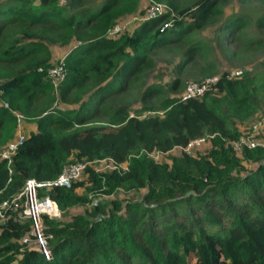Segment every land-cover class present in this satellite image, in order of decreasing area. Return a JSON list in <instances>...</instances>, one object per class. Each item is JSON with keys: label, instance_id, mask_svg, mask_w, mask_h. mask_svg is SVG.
Segmentation results:
<instances>
[{"label": "trees", "instance_id": "trees-1", "mask_svg": "<svg viewBox=\"0 0 264 264\" xmlns=\"http://www.w3.org/2000/svg\"><path fill=\"white\" fill-rule=\"evenodd\" d=\"M93 1L0 0V149L15 136L18 115L33 119L9 165L0 158V203L18 195L27 179L51 180L69 163L115 164L105 171L87 165L69 186L37 189L61 212L41 214L49 258L24 242L33 236L22 197L17 208L6 206L0 264H264V135L238 153L232 147L240 137L235 120L264 109V40L251 38L245 48L262 46L258 70L239 78L224 71L200 95H167L160 115L137 116L105 97L130 74L129 82L138 78L153 46L188 38L222 16L223 0L184 6L155 0L175 13L144 15L132 32L115 36L108 29L120 16L143 13L141 0ZM255 22L264 26V12ZM247 23L233 12L218 28L234 36ZM59 47L66 49L53 79L48 70ZM205 49L194 40L183 54ZM155 89L148 86L142 96ZM99 111L106 124L90 122ZM198 137L209 140L206 151L150 155ZM242 160L255 166L242 171ZM119 190L143 192L138 199L110 196ZM78 205L82 211L70 210Z\"/></svg>", "mask_w": 264, "mask_h": 264}, {"label": "rangeland", "instance_id": "rangeland-1", "mask_svg": "<svg viewBox=\"0 0 264 264\" xmlns=\"http://www.w3.org/2000/svg\"><path fill=\"white\" fill-rule=\"evenodd\" d=\"M94 1L93 3L97 4L100 0ZM173 1L179 4V6H184L185 4H189L192 0ZM141 8L143 9V13L141 14L135 12L130 15L116 18L113 25L107 31L108 36H115L121 32H132L140 18L144 15L148 17L156 16L170 9L164 1L155 0H141L139 9ZM222 11V16H212V18H208V24L206 26L191 30L188 33V38L177 41L173 40L153 46L149 51V58L151 59L150 65L142 69L136 80L129 82L128 78L132 77V74H130L127 77V81L125 80L122 84V89L120 91H112L109 96L105 97L104 102L108 104H124L130 114L137 116L160 115L162 109L159 106V101L167 95L182 96L185 86L189 82H197L205 78H214V80H217L218 76L224 71L227 72V77L239 78L247 72L252 73L254 70H258L257 68L263 57L262 46L256 48V50L245 48H250L247 44L251 38L264 40V26L259 27L255 22L257 16L264 12V0H223ZM233 12L245 14L248 23L236 29L234 36H223L219 31L218 25L226 15H230ZM174 13L175 11L170 9L168 16ZM170 19L171 18H167L165 20L166 22H170ZM194 40H199L202 45L206 46V49L200 54L191 53L186 57L183 52L188 44ZM65 49L66 47L55 48L52 58L54 65H56V61L60 59ZM184 57L187 59L183 60ZM148 86H154L156 89L154 92H148V94L143 97L142 94ZM222 94L223 93H213L217 98L222 97ZM55 103L58 104L57 101ZM102 113L103 111H99L95 117L90 119V122L106 124L107 116ZM18 116L19 121L15 134L20 132L25 135L31 127L33 119H25L21 115ZM235 121L238 124L240 137L243 140H260L261 135H264V109L256 111L249 117H243L241 120L236 119ZM256 135H259V138L256 137ZM244 144L246 143L243 141L239 144L234 142L232 147L234 151L238 153L240 147ZM209 145V140L205 137L204 140L191 145L187 150L184 147L181 148L176 146L168 152H153L150 155L156 160L167 159L168 156L180 154L183 150L186 152L206 151ZM242 164L244 165L242 171L255 166V163L244 160H242ZM87 165L93 167L96 171H105L115 167V164L107 159L86 162L85 167ZM121 166L124 167L125 163H122ZM142 192L143 190L135 192L119 190L117 193L111 194L110 196L116 195L124 200L129 198L138 199ZM70 210L72 212H79L83 210V206L78 205ZM60 213L59 210V215ZM29 241H24L28 247L38 250L42 248L34 237H32L30 242Z\"/></svg>", "mask_w": 264, "mask_h": 264}, {"label": "built area", "instance_id": "built-area-1", "mask_svg": "<svg viewBox=\"0 0 264 264\" xmlns=\"http://www.w3.org/2000/svg\"><path fill=\"white\" fill-rule=\"evenodd\" d=\"M48 72L53 79L60 77L61 71L59 65H54ZM214 78H205L197 82H189L184 89L181 98H187L190 96H198L204 92L208 84L214 82ZM24 135L18 132L15 136L9 140L2 149H0V158L6 160V164L9 165L12 154L16 151L17 147L21 144ZM204 140V137H198L189 141L184 148L187 150L193 144H197ZM241 141L246 143L247 146H252L257 144L259 140L248 139L243 140L239 137L236 144ZM85 161H75L65 165L57 176L51 180L37 181L34 178H29L26 180L22 190L18 195L14 196L11 200H3L0 203V220L3 218V209L11 205L12 208H17L19 203L18 200L22 197L21 213L23 216L29 218L31 221V234L38 241L40 247L39 251L44 255V257L49 258L51 256V251L46 243L45 234L43 230V225L41 224V214H47L50 216H58L59 209L52 199L47 196L38 197L37 189L42 186L51 185H61L69 186V184L77 179H80L83 175L85 168Z\"/></svg>", "mask_w": 264, "mask_h": 264}]
</instances>
